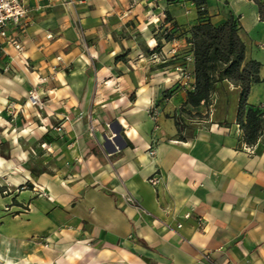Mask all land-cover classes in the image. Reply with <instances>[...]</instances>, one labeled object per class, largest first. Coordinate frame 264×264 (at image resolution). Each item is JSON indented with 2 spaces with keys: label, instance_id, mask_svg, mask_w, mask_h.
Here are the masks:
<instances>
[{
  "label": "crops",
  "instance_id": "0c3cea01",
  "mask_svg": "<svg viewBox=\"0 0 264 264\" xmlns=\"http://www.w3.org/2000/svg\"><path fill=\"white\" fill-rule=\"evenodd\" d=\"M68 1L26 0L28 17L10 29L23 50L0 48L15 66L0 75V108L46 80L38 86L45 109L26 108L30 130L12 136L0 163L26 165L25 176L50 194L25 211L11 195L16 212L0 218V264H264V135L242 141L240 87L217 83L210 113L189 105L207 117L181 132L176 123L196 81L191 28L204 19L238 20L246 61L262 64L248 102L264 105L258 5ZM179 65L192 73L189 84ZM9 199L0 193V203Z\"/></svg>",
  "mask_w": 264,
  "mask_h": 264
},
{
  "label": "trees",
  "instance_id": "16d2710c",
  "mask_svg": "<svg viewBox=\"0 0 264 264\" xmlns=\"http://www.w3.org/2000/svg\"><path fill=\"white\" fill-rule=\"evenodd\" d=\"M200 5L204 1L199 0ZM259 7L260 18L264 20V0H253ZM238 20L231 17L226 22L216 25L208 19H204L191 28L190 42L195 61L194 88L187 94L182 112L192 113L187 105L197 107L204 103L211 106L212 96L217 83L229 80L240 87V99L237 113L243 136L242 141L248 145H255L264 135V106H254L248 102L250 90L254 83L261 81V62L257 60L246 61L247 46L240 35ZM164 38L172 40L174 31L165 30ZM161 40V39H160ZM161 42L154 51L159 50ZM173 90L166 91L165 97H169ZM201 117L202 113L197 112ZM206 115H202L204 118ZM176 123L182 131L179 117ZM180 139H185L181 134Z\"/></svg>",
  "mask_w": 264,
  "mask_h": 264
},
{
  "label": "rangeland",
  "instance_id": "374dc122",
  "mask_svg": "<svg viewBox=\"0 0 264 264\" xmlns=\"http://www.w3.org/2000/svg\"><path fill=\"white\" fill-rule=\"evenodd\" d=\"M63 3L67 4L66 0H62ZM83 35V33H82ZM84 41V38H83ZM2 53L0 52V75L9 73L11 71H14V63L13 61H3L4 59L2 58ZM29 66V65H27ZM30 67V66H29ZM42 80V82H40ZM46 81L44 78L39 79L37 85H32V87L28 90L25 99L21 100L18 98H8L5 107L0 108V153L4 155H8L11 153V145L13 142V135L15 134L16 140H18V134L21 133V131L25 128H29V122L26 120V108L27 107H34L37 112L43 111L46 107V102L43 96H41L38 86L41 85ZM33 90H36L41 98V101L43 103L42 108H40L38 105H33L30 100L29 96ZM185 103V102H184ZM184 103L179 107L178 111L180 112V115L176 116L179 117L181 126L185 128L186 126H190L189 120L192 119H201L199 115H197L198 111H193V108L191 106L187 105L186 108L188 110H191L192 113L188 112H182V107ZM213 103V101H212ZM11 104H14L15 107L11 106ZM212 105V104H211ZM264 106V105H263ZM208 113H210L211 106H207ZM7 116H5V114ZM40 114V113H38ZM19 116L22 118L21 123L18 121ZM207 116H204V118ZM90 121V127L89 130L90 132H93L96 129V124H93L92 121L93 118H88ZM21 124V125H20ZM34 124V123H33ZM63 124V123H62ZM56 126L58 129L62 128L63 125ZM240 127V126H239ZM241 129V128H240ZM30 130V128L28 129ZM51 130V129H48ZM243 135V132H242ZM48 134L44 135V137H41V140H50L47 138ZM24 142L32 143V138L31 139H26L23 136ZM45 146V144H42ZM27 166L24 164H18L16 166H4L2 163H0V193L4 197H9L10 199L6 203H0V218L3 217L4 215H14L16 212L12 206L14 203L12 201V196L17 195L20 202L22 204V208L20 209L21 211H25L26 209H29L31 204L35 202L36 198L39 197H45L49 199L50 194L46 189H44L41 185L36 184L35 182L31 181L25 176V172L27 171ZM35 173V172H33ZM32 173V175H33ZM156 178H152L150 180L151 183H153V180ZM154 184V183H153ZM24 191H28L27 194H23ZM12 195V196H11ZM17 207V206H16ZM191 214V213H190ZM187 215V214H186ZM192 214L190 215V217ZM187 217V216H186ZM201 222V221H200Z\"/></svg>",
  "mask_w": 264,
  "mask_h": 264
},
{
  "label": "built area",
  "instance_id": "2783aa9c",
  "mask_svg": "<svg viewBox=\"0 0 264 264\" xmlns=\"http://www.w3.org/2000/svg\"><path fill=\"white\" fill-rule=\"evenodd\" d=\"M28 14L29 7L26 4V0H0V48L2 47L3 43L7 41V43L14 44L18 50H23L22 45L17 42V40L11 38L10 29L12 27L20 26L22 22L28 17ZM153 58L155 60H163L165 57L164 55L154 53ZM176 69L180 72L181 79L185 80V84H189L192 73L183 65L177 66ZM40 82H42V80ZM193 88L194 83L191 84V89ZM29 100L33 105H38L40 108H42L43 103L36 90L31 92ZM11 106L15 107L14 104H11ZM62 125L64 126V123ZM247 149L252 150V147H247ZM153 152V149H151V153ZM158 182V179L153 180L154 184H157ZM128 200L134 201L131 197H129ZM190 215L191 214L188 213L186 216L190 217ZM200 223L202 224V220ZM178 226L180 227L182 224H179ZM207 258H210L209 255H207Z\"/></svg>",
  "mask_w": 264,
  "mask_h": 264
}]
</instances>
